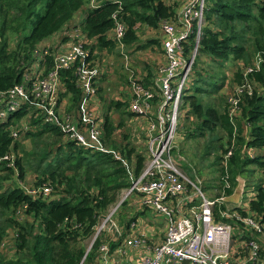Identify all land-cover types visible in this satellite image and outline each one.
Segmentation results:
<instances>
[{"label": "trees", "instance_id": "1", "mask_svg": "<svg viewBox=\"0 0 264 264\" xmlns=\"http://www.w3.org/2000/svg\"><path fill=\"white\" fill-rule=\"evenodd\" d=\"M180 2L94 0L82 21L73 27H79L90 41L85 47L92 58L95 51L112 53L119 48L111 38L114 27L111 15L115 11L126 26L122 39L125 46H160L161 38L154 37L139 44L137 28L144 25L158 30L163 20L174 17ZM87 3L88 0H0V93L21 83L34 62V50L68 27L75 12ZM8 35L14 36V48L9 47ZM66 40L61 34L50 47L42 63L45 68L51 67L52 54ZM193 44V35H190L186 52ZM201 56L209 59L210 69L197 66ZM256 59L257 69L243 76L246 67L252 66ZM234 62L236 70L231 90L226 96L217 97L227 80L224 69ZM192 69L191 82L181 99L178 126L182 130L181 122L191 118L197 121L195 128L185 135L189 138H203L217 130L223 133L221 139L226 143L210 149L216 155L217 164L220 161L224 164V156L231 150L226 166L220 169V185L223 188L225 181L228 182L229 188H224V194L230 196L237 175L244 173L247 165L256 166L264 175V0H205L204 25ZM151 78L148 73L144 79L149 83ZM60 80L66 89L60 98H67L69 104L64 109L73 111L81 95L74 86L73 68L61 70ZM243 81L248 91L240 94L237 113L230 116L228 95ZM97 88L95 113L102 119V142L127 163L137 178L145 168V148L136 152L135 147L126 143V134L122 142H117L115 131L124 125V118L116 125L110 116L113 108L122 117H130L129 102L111 100L99 109L98 95L102 89ZM101 101H104L102 97ZM30 111L28 106L21 107L0 122V158L13 157L12 166L8 161L0 162V264H97L99 248L104 242H109L111 250L117 246L110 242L109 235L100 234L86 251L96 228L130 187L128 171L113 154L91 151L63 140L56 126L34 117L33 113L27 119ZM13 131L17 133L15 138ZM221 139L215 138L212 142ZM27 140L32 146L29 150L25 147ZM28 173L32 175L30 183L22 184ZM251 187L254 195L247 204L248 213L259 223L264 222V183L256 181ZM45 188L49 191L46 194L42 190ZM27 190L36 193L30 194ZM128 199L132 200L130 208ZM128 199L112 214L123 231L118 243L127 236L130 223L147 211L135 205L139 196ZM132 208L136 212L133 215ZM224 209L223 205L213 209L214 220L234 226L233 245L239 241L256 242L258 261L263 260L264 264V244L246 232L239 222L220 218L218 212ZM234 210L239 217L246 215L239 208Z\"/></svg>", "mask_w": 264, "mask_h": 264}, {"label": "built area", "instance_id": "2", "mask_svg": "<svg viewBox=\"0 0 264 264\" xmlns=\"http://www.w3.org/2000/svg\"><path fill=\"white\" fill-rule=\"evenodd\" d=\"M204 7L205 0H181L174 17L160 23L158 32L163 61L155 66L156 72L149 83L131 68L129 111L146 119L143 129L145 168L137 178L129 171L127 163L102 142V119L95 113V101L97 83L105 72L94 63L89 49L85 47L90 41L79 27L63 29L61 34L67 40L60 42L57 51L52 54L50 68L42 64L53 46L51 41H47L34 50V62L24 73L21 83L0 93V122L11 112L28 106L31 111L26 115L27 119L33 113L34 117H41L45 123L56 126L63 137L76 146L113 154L125 166L130 179V187L124 191L120 201L137 195L139 199L135 205L138 209L146 208L154 218L163 219L159 242L151 239L152 228H143L137 220L130 223L127 236L118 243L123 231L112 219L115 212L112 210L96 228L91 245L100 234L105 233L117 246L111 250L109 242H104L99 248L97 264H124L123 258L132 250H143L142 264H263L258 261L259 247L253 240L233 245L234 226L215 221L213 216L215 207L224 206V197L206 198L202 190L182 172L178 154H175L179 108L198 50L204 25ZM111 16L114 21L111 38L122 49L126 26L118 19L117 11ZM190 35H193L194 44L186 52ZM257 64L258 59L253 61L252 66L246 67L243 76L257 69ZM68 68H73L74 86L81 92L73 111L65 110V102L60 98L66 91L60 80V71ZM243 91H248L244 81L228 95L230 116L237 113ZM12 135L17 137L14 131ZM230 156L231 150L224 156V165ZM2 161H8L12 166L13 157L6 155L0 158ZM244 187L245 182H241L240 193ZM224 188H229L227 181ZM42 190L45 194L49 192L46 188ZM27 192L36 193L35 190ZM243 211L246 212L244 217H239L234 209L227 207L218 213L220 218L239 222L246 232L264 236V222L259 223L251 217L248 210Z\"/></svg>", "mask_w": 264, "mask_h": 264}, {"label": "rangeland", "instance_id": "3", "mask_svg": "<svg viewBox=\"0 0 264 264\" xmlns=\"http://www.w3.org/2000/svg\"><path fill=\"white\" fill-rule=\"evenodd\" d=\"M94 0H88V3L83 5L78 11L73 15V19L69 21V26H76L79 24L87 10L88 7L93 6L90 3H93ZM64 28V27H63ZM60 29L56 34L50 37L48 40H51V44L57 43L61 33L64 31ZM10 33V32H7ZM137 35L139 44H143L149 38H158L159 32L157 29H152L144 25H139L137 28ZM9 38V47L14 48L15 41L14 36L8 35ZM138 47V48H137ZM160 46L152 45L146 48L139 47L137 44H133L130 46H125L122 49L116 48L114 52L108 53L106 50L95 51L93 54L94 63L98 64L100 69L104 71L103 77L98 81L97 87L101 88L102 91L99 93V109L102 108V105L114 100L121 102H129V94H130V85L129 78L132 73V69L139 71L140 73L147 72L148 75V66H152V70L155 73V65L159 60L160 56ZM120 54H118V52ZM152 58V60H150ZM239 63V61H237ZM200 68L210 69L209 59L205 56L200 57V62L197 64ZM193 70V69H192ZM236 70L235 62L229 64L226 69H224L226 73V83L224 84L223 89L221 90L220 96H226L227 93L231 90L232 87V78L234 75V71ZM192 75V73H191ZM191 77V76H190ZM191 79V78H190ZM189 82V80H188ZM191 82V81H190ZM189 82V83H190ZM63 95V94H62ZM101 97L104 101H101ZM208 101V98H205ZM65 102V106L67 108L68 101L67 98L63 97ZM126 102V103H127ZM68 111V110H67ZM183 113V111H182ZM153 112H151V115ZM110 116L115 121L117 125L119 120H123L124 125L118 127L115 131L114 138L117 142H122L123 134H126L128 139L126 143H129L130 146L136 148V152H141L145 146V134H144V126L146 123V119L136 116L132 114L129 116L120 115V113H116L114 109H111ZM197 121L195 119H189L188 121L181 122L183 124L182 130L177 127V134L174 143L175 154L178 153V161L180 164V168L182 172L198 187L202 190L203 195L206 198L214 199L217 196L224 197V206L227 209H235L239 208L242 210H247V203L253 195V189L251 185L253 182H262L264 183V175L257 170L254 165H247L244 170V173L237 175V181L233 189V194L230 196H225L224 187L220 185V169L223 166V161L219 164L215 161V153L210 149L213 146H217L221 143H226L225 139H221L223 133L217 130L213 134L206 135L203 138H189L186 135L190 130L195 128V124ZM19 125V124H18ZM43 138H46L44 136ZM220 138L218 142H212V139ZM64 140V137L62 138ZM48 142L49 139H47ZM129 146V147H130ZM25 147L27 150L31 149L30 140L25 142ZM106 147V146H105ZM227 147V146H226ZM107 148V147H106ZM114 151V150H112ZM206 153V154H205ZM218 155H221V152H217ZM32 178L31 173L26 174L25 181L22 184L30 183ZM241 182H245V187L240 193V184ZM249 187V188H246ZM123 194V193H122ZM123 196V195H121ZM120 196V198H121ZM120 200V199H119ZM130 202L128 207L132 205V200L128 199ZM127 205V204H126ZM130 208V207H129ZM128 208V209H129ZM136 210V209H135ZM131 215L135 214L134 208L130 209ZM140 217L139 221L141 222V226L143 228L150 229L151 224L154 221L153 216L149 214V212L145 211L143 215ZM153 218V219H152ZM154 225V224H153ZM155 226V225H154ZM153 231H157L154 227ZM157 234V232H156ZM254 235V234H253ZM156 235H153L155 237ZM256 239L260 242V244H264V236L255 235ZM8 241V240H7ZM7 245V244H6ZM6 252V250H4ZM11 255V252H9ZM263 263V260H261ZM143 259L141 258L137 261V264H142Z\"/></svg>", "mask_w": 264, "mask_h": 264}, {"label": "crops", "instance_id": "4", "mask_svg": "<svg viewBox=\"0 0 264 264\" xmlns=\"http://www.w3.org/2000/svg\"><path fill=\"white\" fill-rule=\"evenodd\" d=\"M158 38H160V32H159V37ZM160 53H159V56H160V58H159V60L156 62V65L158 64V62H161V61H163V55H162V52H161V47H160ZM150 60H152V58L150 59ZM155 65V66H156ZM148 70H149V72L148 73H151V77H153L154 76V72H153V70H152V66L151 67H149L148 66ZM137 71V70H136ZM138 73H140L139 71H137ZM140 75H142V76H144V77H146L147 76V72H145V73H140ZM152 79V78H151ZM151 216H153V214L152 213H149ZM153 218H154V216H153ZM152 218V219H153ZM155 226H154V225ZM151 228H152V231H151V233H150V235H156L155 237H151V239L153 240V241H155V242H159L161 239H162V232H163V219L162 218H159V217H156V218H154V221H153V223L151 224ZM156 228L157 229V231H153V228ZM156 232H157V234H156ZM143 256H144V254H143V250H132V251H129L128 253H127V255L123 258V260H124V264H137V261H139L141 258H143Z\"/></svg>", "mask_w": 264, "mask_h": 264}, {"label": "water", "instance_id": "5", "mask_svg": "<svg viewBox=\"0 0 264 264\" xmlns=\"http://www.w3.org/2000/svg\"><path fill=\"white\" fill-rule=\"evenodd\" d=\"M120 203H122V201H120V202L117 204V206L113 209L114 211L116 210V208L119 206ZM92 241H93V240H92ZM90 246H91V244L89 245V247H88L86 253H88V251H89V249H90Z\"/></svg>", "mask_w": 264, "mask_h": 264}]
</instances>
